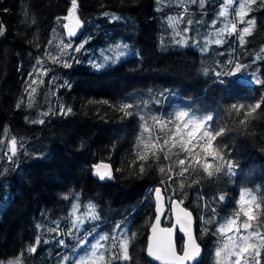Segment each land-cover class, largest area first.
Here are the masks:
<instances>
[{"label":"trees","instance_id":"1","mask_svg":"<svg viewBox=\"0 0 264 264\" xmlns=\"http://www.w3.org/2000/svg\"><path fill=\"white\" fill-rule=\"evenodd\" d=\"M77 4L84 48L75 43L81 37L71 42L64 29L71 0H0L8 30L0 41V264L23 259H30L29 264H59L63 253H71L91 231L92 242L97 229L105 226L110 232L127 231L130 239V259H113L111 264H154L146 257V244L156 216L157 185L169 204L177 198L195 214L199 243L205 250L198 264H217L216 229L237 210L241 193L250 190L264 201V102L246 125L240 123L244 110L238 115L232 109V105L264 101V85L238 82L227 75L232 71L230 63H235L228 44L223 48L229 53L221 61L228 56L231 61L222 68L209 64L195 48L165 47L161 18L171 10H159L157 0H77ZM184 6H188L186 17L191 5L181 4L176 11L180 15ZM253 15L257 22L249 40L264 47V8ZM64 39L72 45L68 61L62 60L59 48ZM115 41H120L121 53L132 55L102 68L101 49L96 54L92 49H106ZM49 56L60 60L54 63ZM259 65L264 80V57ZM128 103L134 105L128 110L132 115L120 110ZM185 105L213 115V129L225 128L214 143L234 164V174H228L226 166L215 172L221 162L208 157L212 176L200 164L181 176L176 160L186 154L179 149L172 150L170 159L157 150L159 159L150 152L146 162L135 160L141 117L159 135L151 117L174 119ZM69 108L71 112L66 111ZM13 138L17 151L9 160ZM100 161L112 164L111 178L95 177L93 166ZM140 163L145 166L142 175ZM74 196L94 201L100 216L73 230L68 202ZM54 216L59 222L52 221ZM171 218L169 211L164 225H171ZM118 221H122L119 229ZM37 239L40 243L33 253L29 249ZM183 242L178 234L179 252ZM112 243L108 240L106 246ZM112 252L119 254L111 249L105 252L106 260Z\"/></svg>","mask_w":264,"mask_h":264},{"label":"snow or ice","instance_id":"2","mask_svg":"<svg viewBox=\"0 0 264 264\" xmlns=\"http://www.w3.org/2000/svg\"><path fill=\"white\" fill-rule=\"evenodd\" d=\"M203 2V0H201ZM235 0H227L225 8L228 5H232ZM256 0H240L238 5V10L236 16L238 17L239 23H245V16L248 15L250 10L247 6L254 4ZM78 7L77 0H71V9L68 15L63 19L68 21L74 20V26L69 27L65 24L64 27L68 30L69 37L76 34V30L82 27V21L76 16V9ZM221 17L227 16V11L220 12ZM175 18H172V23L175 24ZM190 23V22H189ZM246 27H244L240 34L241 43L244 42V36L250 35V28L255 25V20H248ZM3 28L0 25V33H2ZM234 33L236 32V23L226 24L223 29L217 34L222 35L224 32ZM217 44L222 43L221 39H216L214 41ZM178 43H183V41H178ZM63 45V42H61ZM70 45H63L61 52L67 49ZM83 47V45H81ZM80 49L77 48L76 51ZM121 56L124 53L120 54ZM54 63L59 62V56H49ZM38 63H43V61H38ZM65 66H69L65 62ZM243 65L237 63L234 66V70L227 73L229 76H236L238 73L242 72ZM38 73L37 75H40ZM42 74L46 75L47 70H42ZM219 75V74H218ZM239 82V77H237ZM255 84L264 85V80L256 78L253 81ZM32 83H36L35 80ZM42 83V81H41ZM221 83H224L221 81ZM31 87V85H29ZM35 92V89H32ZM261 102H256L251 105H232V109L239 115L241 110H244L243 119L240 120L242 125H246L248 118L256 112L257 109L261 107ZM134 107L133 104L128 103L121 106L120 110L124 112L125 115H132L129 109ZM67 112H71V109H67ZM214 117L211 114H197L195 112H189L186 110L177 111L174 114V119L170 118L164 120L160 117H151L152 125H155L159 135L153 133L152 127L149 125L148 120L145 117H141L143 121L142 131L140 134V141L138 145V152L135 158L136 161L146 162L149 157V153L155 156L157 159V150L164 152L165 159H170L173 154V149H179L180 152L185 153L184 158H179L176 160V164L180 168L179 175H183L190 168H193L194 164H200L203 170L208 176H212L213 164L208 162V157H211L212 161L219 160L221 163L217 164L214 171L220 172L222 168L226 166V171L228 174H234V164L231 161H226L221 154V148L215 145V141L218 137L222 136L225 132V128L220 127L213 129L212 121ZM41 123L43 121H40ZM162 141V143H161ZM165 149L167 151L165 152ZM199 149V151H197ZM10 153L9 160L12 156L16 154L17 151V141L13 138L10 141ZM203 156H200V153ZM199 157V159L197 158ZM191 158V159H190ZM187 162V166H186ZM136 163L132 165L135 167ZM94 173L99 176L101 180L111 178V171L109 165H94ZM104 169V171H101ZM172 166L168 167V172H172ZM160 171L165 172L164 168H160ZM145 172L144 163L139 164L138 174L142 175ZM171 178V176L169 177ZM182 186V185H181ZM156 201H157V211L160 213L156 216L155 223L151 228V239L147 245L148 256L154 258L157 261H161L162 264H194L199 257L201 249L199 244L195 242L192 231L190 227H185V222L190 226L191 224V213L180 207V203L177 202L173 205V210L176 212V223L180 224L181 231L184 232L188 241L184 244L181 252L178 253L176 245L173 241V231L172 227L163 228L160 227V217L163 215L161 211L163 204L161 198L160 189L155 190ZM225 199L224 195L219 196V200L223 201ZM91 215L88 217L90 219H98V215L95 213L94 205H88ZM75 215V209L73 212ZM264 216V201H259L257 196L254 195L250 190L245 189L241 193L239 198V205L237 210L228 218H226L223 223H221L216 229V235L220 237V246L215 252L217 257V264H261V252L264 250V232L261 228L264 227V220L260 217ZM80 217H76L73 220V227L78 225ZM205 223H211V221H205ZM119 225L117 228L119 229ZM55 230V229H53ZM135 234L133 233V236ZM109 239L108 236H100L95 240V243L91 245L89 254L84 257L79 258L78 264H111L113 259H123L129 260L130 256L128 254V248L130 239L126 234L122 235L119 240L115 236L111 239L113 243L110 248L106 246L104 242ZM40 241L37 239L34 242L32 248L29 249L31 252L36 251V246H38ZM63 244V241H60ZM83 243H87L85 240ZM111 249H116L117 252H112L109 258L105 259V252Z\"/></svg>","mask_w":264,"mask_h":264},{"label":"rangeland","instance_id":"3","mask_svg":"<svg viewBox=\"0 0 264 264\" xmlns=\"http://www.w3.org/2000/svg\"><path fill=\"white\" fill-rule=\"evenodd\" d=\"M226 2L227 0H203V2H201V0H157V7L159 10L167 9V8L171 10L170 12L165 13L164 16L161 18L162 19L161 31L163 32V39L165 41V44H167V46L165 47H168V45L171 44L177 48H188V47L195 48L199 50L202 53V55L205 56L209 64L211 63L212 65H214V63H216L217 68H222V66L226 67V65L231 61V58L229 56L226 58V61L224 63H222L221 61V58L226 57L227 55L226 53L228 52L223 47L228 44L229 49H231L233 52L232 59L235 60V63L234 62L230 63V66H232V71L234 70V66L237 63L244 66L242 72L238 73L234 77L235 78L239 77V80L242 83L255 84L253 81L256 78L261 79L260 77L261 67L259 64L264 57V52H263L264 47L258 46L257 44H253L252 41L249 40L251 34L245 35L244 42L241 43L240 34L242 29L248 26L246 23L248 20L254 19L256 25L257 18L255 15H253V11L254 10L258 11L264 8V0H256L254 4H250L247 6L250 10L248 11V15L245 16L244 18L245 23L243 24L239 23L238 17L236 16V12L238 10V5L240 3V0H235V2L232 5H228L227 8H225ZM184 3L187 5H191L190 13L186 17H183L186 14V10L184 9L185 8L187 9L188 6L187 7L184 6L182 8L180 15L176 11L178 6ZM224 10L227 11V16L221 17L220 12ZM172 18H175L176 21L175 24L172 23ZM68 22L70 21L65 20L63 23L65 25ZM231 23H236V32L229 33L226 31L220 36L217 35L220 32V30L225 27L226 24L230 25ZM82 25L84 28V24ZM255 25L253 27H255ZM253 27L250 28L251 33L253 32L254 29ZM64 29L65 32L67 33L65 27ZM82 30L81 32H76V34L71 37H69L68 33L66 35L68 36V39L71 40V42H74V39L76 38L79 39L81 37L75 43H80L79 47L83 45L84 48V44L86 40L85 39L84 41L82 40L83 39L81 36ZM218 38L222 40V43L217 44L214 42ZM178 41H183V43H178ZM63 45H70V47L63 50V53L61 52L63 56L62 60L68 61L67 60L68 56L72 54V50H71L72 45L70 41L66 39L63 40ZM63 45L61 44V46H59L60 50L62 49ZM120 47H121L120 41H115L111 43L106 49H104L105 47L101 46L98 49L95 50L92 49V52L94 51L93 54H96L97 52H99V49H101L100 51L102 57L101 59H103L104 62L101 63L100 66L102 68H105L109 65L118 64L124 57L132 55L131 52H128V53H124V55L121 56ZM217 47H222V48L218 50L216 49ZM67 78L68 76L64 80L66 81ZM177 103L182 104V101ZM180 109L189 112H195L197 114H203L202 109L194 105L181 106ZM154 201L155 198L153 199V202ZM68 205H69L68 218L70 220L69 223L73 228V230L77 226L82 227L85 223L84 221L90 219L88 218L91 215L88 205H94L95 213L98 216H100V211L97 209L98 207L96 206V204H94V201L92 200L88 199L84 201L81 198L74 196L68 202ZM74 209H75V215H73ZM76 217H80L81 219L78 222V225L76 227H73V220L76 219ZM52 221L59 222V220L55 216L53 217ZM120 222L122 221H118L115 224L116 228ZM91 232H89L87 235L89 236ZM125 232L122 233L114 232V231L110 232L108 227L106 226L101 227L97 229L92 242L95 243V240L100 236H108L109 237L108 240L113 242L111 239L113 236L119 238L122 235H124ZM88 236L82 238L79 241V243L76 245V247L73 248V251H71V253H67V252L63 253L62 260H60L59 264H66L67 260H71L73 264H78L79 258L87 255V250L91 248V245L93 244L88 239ZM85 240H87V243H83ZM106 242L104 243L106 244ZM218 242L219 244L217 248L220 246V241ZM65 244L66 243L63 240V245L65 246ZM63 248L66 249V246ZM28 261L30 262L31 260L30 259L19 260L17 261L16 264H29ZM9 264H14V263L9 262Z\"/></svg>","mask_w":264,"mask_h":264},{"label":"water","instance_id":"4","mask_svg":"<svg viewBox=\"0 0 264 264\" xmlns=\"http://www.w3.org/2000/svg\"><path fill=\"white\" fill-rule=\"evenodd\" d=\"M4 24H5V23L3 22L2 17H1V14H0V25H2V28H3L2 33H0V41H1V40L3 39V37H5V36L7 35V33H8L7 27H6V25H4ZM67 24L69 25V27H73V26H74V21L68 22ZM82 29H83V25H82V27H79V28L76 30V32H81ZM66 31H67V33H68V30H67V29H66ZM97 164H101V165H109V166H110V171H111V173H112L113 166H112V164H111L110 162H107V161H100V162H98ZM97 164H95V165H97ZM101 171H104V169H101ZM92 172L94 173V167H93V171H92ZM94 175H95V177L99 178V176H97L95 173H94ZM99 179H100V178H99ZM156 189H160V192H161V198H162V204H163V207H162V209H161V211L163 212V215H161V217H160V227H163V228L172 227V228L174 229V231H173V241H174V243H175V245H176L177 252L180 253L181 251L179 252L178 245L176 244V243H177V236H178V234H180V235L184 238V242H183L184 244L187 243V241H188V237H187V235H186L184 232L181 231V226H180V224H177V223H176V212L173 210V205H174V203L181 202V201H180L179 199L176 198V199H173V200L171 201V203L169 204V203L167 202V197H166V195L163 194L164 192H163L162 187H161L160 185L156 186L155 189H154V193H153V194H154V198H155V201H154L155 206H154V207H155L156 216L160 214V213L157 211V201H156V194H155V190H156ZM180 207L191 213V224H190V226H189V225L185 222V227H190V229H191V231H192V234H193V237H194V239H195V242H196L197 244H199V246H200V249H201L200 255H199V257H197V260L194 262V264H198V263L202 260L203 255H204V253H205V250H204V246H203L201 243H199V239H198V235H197V230H196V229H197V218H195L196 216H195V214L193 213V211H192L191 209L187 208L186 206H184L183 203H180ZM169 211L171 212V215H172V218H171V219H172V224H171V225H164V220H165L164 218H166V215H167V213H168ZM156 216H155V218H153V222H152V224H151V226H150V231H149V236H148V242H147L146 245H148L149 240L151 239V235H152L151 228H152V225L155 223ZM184 244H183V246H184ZM146 254H147V249H146ZM146 257H148V259H149L151 262H153L154 264H162L161 261H157V260H155L154 258L148 256V254H147Z\"/></svg>","mask_w":264,"mask_h":264},{"label":"built area","instance_id":"5","mask_svg":"<svg viewBox=\"0 0 264 264\" xmlns=\"http://www.w3.org/2000/svg\"><path fill=\"white\" fill-rule=\"evenodd\" d=\"M184 10H186V12H187V9L186 8Z\"/></svg>","mask_w":264,"mask_h":264}]
</instances>
